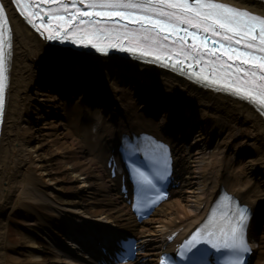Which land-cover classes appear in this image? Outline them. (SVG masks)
Masks as SVG:
<instances>
[{
	"label": "bare ground",
	"instance_id": "obj_1",
	"mask_svg": "<svg viewBox=\"0 0 264 264\" xmlns=\"http://www.w3.org/2000/svg\"><path fill=\"white\" fill-rule=\"evenodd\" d=\"M222 1L264 13V6L255 0ZM9 15L13 45L0 138V264H93L78 254L64 255L45 226L48 219L60 225L74 220L78 225L112 222L132 226L149 250L145 253L147 260L140 262L138 258L128 264H153L160 238L171 229L196 223V215L198 218L202 208H207L221 182L252 206L264 200V121L250 106L135 62L59 50L45 44L13 14ZM69 61H78V69L84 73L87 69L118 67L117 62L130 79L138 81L136 85L130 82L131 88L193 105L199 116L202 126L198 127V136L182 147L181 187L142 225L134 224L128 206L114 196L110 181L104 176L94 142L102 140L97 121L95 132L93 128L81 129L78 103L68 106L55 95L40 90L44 72L54 63ZM106 87L116 100L120 99V108L131 116L133 124L142 121L139 106L127 99L129 91L121 89V85ZM112 106L115 105L110 109L115 110ZM251 149L247 157H241ZM36 203L49 207L50 214L37 213ZM17 208L22 210L26 223L19 226L23 234L18 244L10 245L7 225L9 215ZM254 240L261 247L252 264H264V225L258 227ZM7 246L11 257H7Z\"/></svg>",
	"mask_w": 264,
	"mask_h": 264
},
{
	"label": "snow or ice",
	"instance_id": "obj_2",
	"mask_svg": "<svg viewBox=\"0 0 264 264\" xmlns=\"http://www.w3.org/2000/svg\"><path fill=\"white\" fill-rule=\"evenodd\" d=\"M45 39L91 47L108 54L119 48L154 56L181 67L201 65L194 73L209 86H221L264 111V18L215 0H9ZM47 5V7H46ZM131 26V27H130ZM12 46V30L0 3V112ZM77 55H86L83 53ZM176 58L175 61L173 58ZM191 61L192 63H189ZM207 67L208 75H203ZM138 183L156 189L160 173L135 168ZM251 212L240 208L225 216L217 232H200L186 241L182 260L195 264L199 243L218 248L217 241L239 255L250 251L245 239ZM192 252V257L188 253ZM165 264V261H161Z\"/></svg>",
	"mask_w": 264,
	"mask_h": 264
},
{
	"label": "rangeland",
	"instance_id": "obj_3",
	"mask_svg": "<svg viewBox=\"0 0 264 264\" xmlns=\"http://www.w3.org/2000/svg\"><path fill=\"white\" fill-rule=\"evenodd\" d=\"M21 212L19 210H14L9 215V221H8V230H7V243L8 244H18L20 239L22 238V232L19 230L18 223L14 220L16 219L19 221V224L24 223L25 221L21 218ZM9 246H7V257H11L12 253L8 252ZM264 262V261H263Z\"/></svg>",
	"mask_w": 264,
	"mask_h": 264
}]
</instances>
